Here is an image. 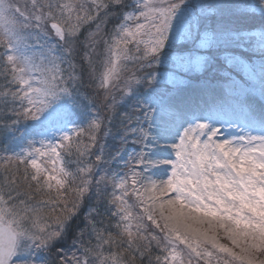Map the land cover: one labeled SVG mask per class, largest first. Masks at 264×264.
<instances>
[{
  "label": "snow or ice",
  "instance_id": "1",
  "mask_svg": "<svg viewBox=\"0 0 264 264\" xmlns=\"http://www.w3.org/2000/svg\"><path fill=\"white\" fill-rule=\"evenodd\" d=\"M0 264H264V0H0Z\"/></svg>",
  "mask_w": 264,
  "mask_h": 264
}]
</instances>
